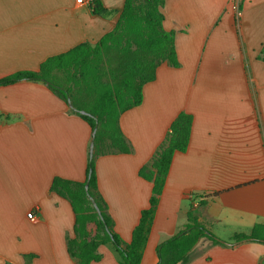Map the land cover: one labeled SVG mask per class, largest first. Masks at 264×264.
<instances>
[{
    "label": "crops",
    "instance_id": "crops-1",
    "mask_svg": "<svg viewBox=\"0 0 264 264\" xmlns=\"http://www.w3.org/2000/svg\"><path fill=\"white\" fill-rule=\"evenodd\" d=\"M91 1L0 0V80L110 32L118 16L93 15ZM163 14L180 66L160 65L141 105L120 117L133 152L96 159L98 192L130 243L152 194L139 170L178 114H191L190 143L173 158L141 264L159 263L158 247L185 228L192 204L230 244L201 240L189 264H264V244L231 241L264 223V0H166ZM91 139L90 125L43 83L0 86V264H79L67 249L73 208L50 188L57 177L86 180ZM98 251L92 264H120L111 245Z\"/></svg>",
    "mask_w": 264,
    "mask_h": 264
},
{
    "label": "trees",
    "instance_id": "trees-1",
    "mask_svg": "<svg viewBox=\"0 0 264 264\" xmlns=\"http://www.w3.org/2000/svg\"><path fill=\"white\" fill-rule=\"evenodd\" d=\"M165 2L124 0L121 8L109 9L101 0H92L93 15L104 19L118 16L110 32L94 45L83 42L68 52L47 58L37 71H21L0 80V86L22 80L41 82L64 103L68 105L70 101L76 110L89 114L81 115L71 109L90 125L92 133L98 121L94 155L89 159L86 180L75 182L57 177L50 188L73 208L74 237L67 239V249L79 264L100 261L102 256L98 249L108 244L118 254L120 264H141L173 158L176 153H185L190 143L193 116L181 112L171 123L151 162L139 170V176L152 183V194L148 208L142 211L133 230L131 242L125 243L115 232L107 205L98 192L95 161L104 155L133 152L121 130L120 117L141 105L144 86L156 80L160 65L180 66L174 33L163 27ZM105 62L110 65L105 71L107 82L102 81L100 73L105 70ZM87 182L88 192L85 190ZM89 196L95 200L101 216ZM206 203L201 200L199 205ZM92 223L96 226L93 236L88 230ZM245 239L264 244V223L256 224L248 233L235 234L231 241ZM201 240L213 246L224 245L198 220L192 204L185 228L158 247V264H189L192 251Z\"/></svg>",
    "mask_w": 264,
    "mask_h": 264
},
{
    "label": "water",
    "instance_id": "water-1",
    "mask_svg": "<svg viewBox=\"0 0 264 264\" xmlns=\"http://www.w3.org/2000/svg\"><path fill=\"white\" fill-rule=\"evenodd\" d=\"M68 106H69L70 109H72V110H74V111L80 113L81 115H89V114H87L85 111L76 110V109L73 107V105H72V103H71L70 101L68 102ZM96 123H97V125H96L95 130H94L93 133H92V139H91V143H90V159H92V158H93V155H94L95 135H96V131H97V128H98V121H96ZM90 175H91V172H90L89 176H90ZM85 190L88 192V190H89V182L86 183V185H85ZM89 199H90V201L92 202L93 206H94V207L96 208V210L98 211L99 215L101 216L100 210H99V208H98V206H97L95 200H94L91 196H89ZM247 241H252V239H245V240L239 241V242H237V243H240V242H247ZM222 243H224V244H230V243H227V242H224V241H222ZM261 264H263V260H262Z\"/></svg>",
    "mask_w": 264,
    "mask_h": 264
},
{
    "label": "built area",
    "instance_id": "built-area-1",
    "mask_svg": "<svg viewBox=\"0 0 264 264\" xmlns=\"http://www.w3.org/2000/svg\"><path fill=\"white\" fill-rule=\"evenodd\" d=\"M79 3H82L84 0H77ZM28 219L32 221L33 223H36L38 221L37 216L34 214V212H29L27 215Z\"/></svg>",
    "mask_w": 264,
    "mask_h": 264
},
{
    "label": "rangeland",
    "instance_id": "rangeland-1",
    "mask_svg": "<svg viewBox=\"0 0 264 264\" xmlns=\"http://www.w3.org/2000/svg\"><path fill=\"white\" fill-rule=\"evenodd\" d=\"M103 66L105 67V70L103 68V70H100V73L102 74V81L107 82L109 79L107 78L105 71H108L107 69L109 68L110 65H109V63L105 62Z\"/></svg>",
    "mask_w": 264,
    "mask_h": 264
}]
</instances>
